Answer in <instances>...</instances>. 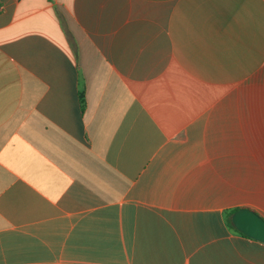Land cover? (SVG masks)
<instances>
[{"label":"crops","instance_id":"obj_1","mask_svg":"<svg viewBox=\"0 0 264 264\" xmlns=\"http://www.w3.org/2000/svg\"><path fill=\"white\" fill-rule=\"evenodd\" d=\"M235 208L264 218V0H0V264H264Z\"/></svg>","mask_w":264,"mask_h":264},{"label":"water","instance_id":"obj_2","mask_svg":"<svg viewBox=\"0 0 264 264\" xmlns=\"http://www.w3.org/2000/svg\"><path fill=\"white\" fill-rule=\"evenodd\" d=\"M234 227L244 236L264 243V218L252 209L242 208L232 216Z\"/></svg>","mask_w":264,"mask_h":264},{"label":"trees","instance_id":"obj_3","mask_svg":"<svg viewBox=\"0 0 264 264\" xmlns=\"http://www.w3.org/2000/svg\"><path fill=\"white\" fill-rule=\"evenodd\" d=\"M81 101H82V104H83V106H84V105H85L84 91H82V93H81ZM238 210H240V208H235V209H230V210L225 211V220H226L227 225L229 226V228H230L231 230H233L235 233H237V234H239V235H241V236H244L242 233H240V232L234 227V225H233V223H232V216H233V214H234L236 211H238ZM244 237H246V236H244Z\"/></svg>","mask_w":264,"mask_h":264}]
</instances>
